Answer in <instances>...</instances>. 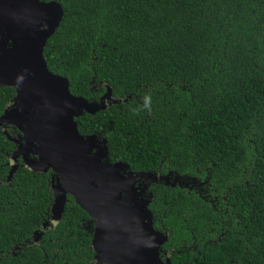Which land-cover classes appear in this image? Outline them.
<instances>
[{
    "label": "trees",
    "instance_id": "trees-1",
    "mask_svg": "<svg viewBox=\"0 0 264 264\" xmlns=\"http://www.w3.org/2000/svg\"><path fill=\"white\" fill-rule=\"evenodd\" d=\"M40 1L63 8L48 69L75 96H110L75 117L80 134L170 178L146 192L161 260L264 264V0ZM15 96L0 87V117ZM21 135L0 127V264H95V221L73 196L50 226L52 170L19 158L11 175Z\"/></svg>",
    "mask_w": 264,
    "mask_h": 264
},
{
    "label": "water",
    "instance_id": "water-1",
    "mask_svg": "<svg viewBox=\"0 0 264 264\" xmlns=\"http://www.w3.org/2000/svg\"><path fill=\"white\" fill-rule=\"evenodd\" d=\"M62 18L56 1L0 0V87L16 90L0 127L12 124L22 133L10 138L18 144L11 175L19 158L32 171L52 170L50 226L60 222L67 196H73L95 221V264H171L160 258L167 237L153 227L152 195L146 194L147 184L170 178L110 163L105 144L80 134L75 117L104 109L110 96L101 103L75 96L69 80L48 69L44 49Z\"/></svg>",
    "mask_w": 264,
    "mask_h": 264
}]
</instances>
